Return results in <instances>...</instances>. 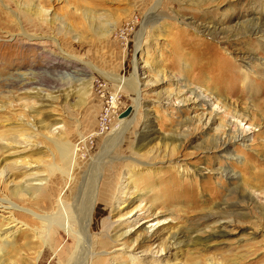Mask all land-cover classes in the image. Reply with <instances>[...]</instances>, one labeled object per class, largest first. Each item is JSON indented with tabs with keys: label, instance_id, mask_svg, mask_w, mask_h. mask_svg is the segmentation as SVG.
Instances as JSON below:
<instances>
[{
	"label": "rangeland",
	"instance_id": "rangeland-1",
	"mask_svg": "<svg viewBox=\"0 0 264 264\" xmlns=\"http://www.w3.org/2000/svg\"><path fill=\"white\" fill-rule=\"evenodd\" d=\"M157 3L155 15H149ZM256 25L264 26V0H0V109L8 108L0 110V197L19 204L9 176L21 184L43 177L44 163L54 171L48 193L40 197L49 203V195L56 205L68 191L59 172L65 166L64 154L75 159L79 180L91 164L100 163L103 172L110 173L109 204L114 200V207L122 210L125 197L117 203L122 191L114 198L116 184L123 182L122 167L135 146L158 137L155 144L161 148V139L175 137L181 141L171 159L188 169L183 173L169 164L156 166L155 173L161 176L157 186L166 187L163 211L167 205L175 207L159 220L169 219L172 230L179 225L183 231L211 214L199 222V229L212 230L220 221L229 225L226 236L204 246L181 239L180 256L164 263L264 264V70L260 68L264 50L254 52L256 39L242 47L244 41L231 38ZM134 72L139 96L128 85ZM22 79L29 85L22 86ZM247 84L254 87L247 89ZM185 85L209 90L219 103L211 100L208 108L197 107L181 92ZM213 108H221L215 117L219 120H208ZM127 110L128 116L120 118ZM233 112L253 118L250 123L236 121L242 128L251 124L248 142L226 148L240 162L208 150ZM56 121L62 128L53 132L60 134L54 144L39 135V126ZM20 124L29 131L17 134L23 130ZM124 125L129 126L113 146ZM7 138L21 147L31 142L35 146L31 143L28 151L18 148L13 153L5 146ZM20 158L39 166L21 174L23 170L9 164ZM229 171L233 177L223 173ZM47 203L42 211H49ZM113 215L110 212L109 217ZM14 217L29 227L37 225L22 213L15 212ZM27 232L16 234L14 249L4 248L1 264L16 259L17 264H30L35 245ZM98 234L104 247L97 249L112 253L116 245L108 238L111 230L108 237L101 229ZM73 246L70 234L55 224L39 263L59 264ZM119 254L126 261V253ZM111 256L102 254L96 263L116 264ZM134 264L161 263L137 256Z\"/></svg>",
	"mask_w": 264,
	"mask_h": 264
},
{
	"label": "bare ground",
	"instance_id": "bare-ground-1",
	"mask_svg": "<svg viewBox=\"0 0 264 264\" xmlns=\"http://www.w3.org/2000/svg\"><path fill=\"white\" fill-rule=\"evenodd\" d=\"M158 5L159 4L157 3L148 14L155 15ZM43 11L40 9L37 10L40 14H45ZM143 24L146 25L147 20L144 21ZM245 31L246 30L243 32H236L235 34H232L231 38L233 40L244 41V43H241L242 47L249 46V40L256 39L258 40V43L254 52L258 51V49L259 51H263L264 26L261 27L256 25L254 30ZM142 37L143 34L140 32L136 38V44L138 47L141 43ZM260 68L264 70V62L261 64ZM116 81L117 83L122 84L125 82L121 79H117ZM128 81L129 87H131L135 94L139 96L140 90L135 72L132 78ZM26 82L27 81L23 80L21 82L22 86H28L29 83L27 82V84ZM250 85L251 84H247V89L254 87ZM182 89L181 92L183 95H188V100L196 102L197 107L208 108L211 100L217 101L216 105L219 103V99H214L211 96L210 91L207 89L196 90L195 88H188L186 85L182 87ZM252 93L253 92H251V94ZM205 94L209 95L205 96ZM178 103L184 104L182 101ZM214 108L211 110L212 115L209 116L208 120H219V117H215L216 114L220 113L221 108ZM7 109L8 108L5 106L0 110L1 112H5ZM224 110H226V108H223V111ZM35 113V110L31 111V115H34ZM234 118L235 120H233ZM237 119H239L240 122L246 121V123L253 121L250 113L245 116H238L233 112L232 118L225 121L226 123L224 122L225 128L223 129L224 131L222 134L215 136L211 140L212 145L208 147V150L223 152L224 155L230 159L240 162V157H235L230 151H227L226 148L232 143H247L248 136L253 133L249 132L251 124H248L249 127L247 128L238 127L236 124ZM26 126L27 125L20 124V127L23 128V130H16L15 132L23 135V133L29 131ZM53 126L55 128L52 130L51 128H53ZM56 126H58V122L52 124L44 123L39 126L40 134L39 132L38 134L44 137L47 141L57 144L60 140V134L56 135V132H53L62 127ZM128 126L124 125L121 127L122 130L118 132L117 136L114 137L112 141L113 146L120 143L121 136L125 133ZM26 136H30L29 133ZM157 139L158 137L149 140H140L138 146L135 144V149L132 151L133 155L126 159L127 163L122 167L121 175L123 182H121V184H116L117 187L114 194L115 198L116 192L119 190L122 191L121 196H118L117 198V203H120L122 198L125 197V207L122 210L119 209L118 205L114 207V200L109 204L110 200L108 201V198L112 192L108 186V181H111L110 173L107 174L103 172L100 163L91 164L88 171H86L79 180L77 177V166L74 162L75 159H73L72 156H65L63 154L65 166L60 168L59 172L60 175L63 176L62 182L68 184L66 189V191H68L58 198L56 205H53L49 195V203L40 197V195L45 192L48 193V190L50 189L49 176L54 171L52 166H44L43 163V172L46 173L45 176L33 178L32 180L25 182L23 181V184L20 182H14L15 179H12L11 176H9V182H12V185H14L11 192L17 200H20L22 205H19L20 202H18L19 204H14L7 200L6 197H0V264L3 262L2 258L5 255L4 248L13 247L14 249L16 234L27 231L30 235L31 241L34 242L35 245L33 248L31 247L34 251L32 253L33 258H31L30 264H40V256L42 255L43 247L49 241L52 226L55 224L62 225L63 229L70 234L74 240L72 251L67 257L62 255V260L59 264H98L96 261L102 254L105 256H108L109 254L110 256L112 255V262L118 260L116 264H122L124 262L127 264H134L137 260V256H143V258L153 257L155 258L156 263L158 262L161 264H181L176 260L171 263H164L165 259L169 260L170 257H176L177 255L180 256L181 251L179 250L181 247L180 244L182 243L181 239H187L193 245L200 247L215 239L226 236V228L229 225L228 221H220L212 230L202 231L199 229L201 224L199 222H203L204 219L209 218L211 214L199 219V222H197L196 225H190L183 231L179 230V225L172 230V227H170L172 226V223L169 219L159 220V218L165 216L166 213L170 214L172 211H175L173 210L175 207L170 206L169 208V205H167L166 213L163 211V204L165 202L164 192L166 187L162 189L160 185L157 186V183L161 182V176L155 173L156 166L169 164L170 167L176 168V170L183 173L184 170L188 168H186L185 165L182 166L181 162L177 159H171L174 153H176V150H178V143L181 141L180 139L175 137H164V139H161V148L157 147L158 144H155ZM0 141L2 140L0 139ZM4 142L6 143L5 146L8 148V151L12 150L13 153H16L15 150L18 148L28 151V147L32 143L21 147L19 142L16 143V141H9L8 138L5 139ZM59 145L62 144L60 143ZM149 145H151V147H149ZM56 147L60 148L59 146ZM244 147L246 148L247 146ZM20 159L12 161L9 164L18 171L23 170V173L21 174H26V172L34 170L39 166V162L37 161H32L26 158ZM223 173H225V175H230L231 177L234 176V173L231 174V171ZM144 180L145 184H143ZM148 180L149 184L147 185ZM139 185H142V188H139ZM72 192H74L73 196H71ZM46 203L48 204L46 207H49V211H42V208H44L43 204ZM108 204L110 206H108ZM107 210L108 214L105 215ZM15 212L29 216L36 221L35 225H37L29 227L28 224H25L24 222H21L22 220H18L14 217ZM110 212L114 213L111 218L109 217ZM154 221L156 222L152 224ZM175 225H173V227ZM23 228V231L20 230ZM100 229L106 237L109 236V230H111L112 236H109L108 238L111 239L112 245H116L114 247L115 250L112 251V253H107L108 250L101 251L97 249L100 246L104 247L100 241V238L103 236H99L100 234H98ZM163 235L166 237H163ZM13 251L16 253L18 252V249ZM120 252L126 253V261H123L122 257H119ZM6 262L7 261H5V263ZM9 262L10 264H17L18 259L13 262L9 260Z\"/></svg>",
	"mask_w": 264,
	"mask_h": 264
},
{
	"label": "water",
	"instance_id": "water-1",
	"mask_svg": "<svg viewBox=\"0 0 264 264\" xmlns=\"http://www.w3.org/2000/svg\"><path fill=\"white\" fill-rule=\"evenodd\" d=\"M129 113H130V112L127 110L126 112H124V113L120 116V118H125L126 116H128Z\"/></svg>",
	"mask_w": 264,
	"mask_h": 264
},
{
	"label": "built area",
	"instance_id": "built-area-1",
	"mask_svg": "<svg viewBox=\"0 0 264 264\" xmlns=\"http://www.w3.org/2000/svg\"><path fill=\"white\" fill-rule=\"evenodd\" d=\"M114 99V98H113ZM114 101H115V99H114Z\"/></svg>",
	"mask_w": 264,
	"mask_h": 264
}]
</instances>
